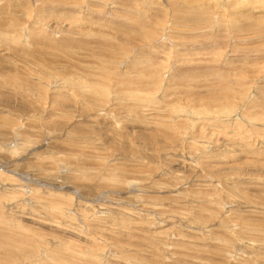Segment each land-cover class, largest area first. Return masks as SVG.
Masks as SVG:
<instances>
[{
  "label": "rangeland",
  "instance_id": "obj_1",
  "mask_svg": "<svg viewBox=\"0 0 264 264\" xmlns=\"http://www.w3.org/2000/svg\"><path fill=\"white\" fill-rule=\"evenodd\" d=\"M0 264H264V0H0Z\"/></svg>",
  "mask_w": 264,
  "mask_h": 264
}]
</instances>
